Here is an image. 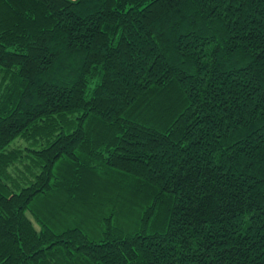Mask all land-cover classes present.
Returning <instances> with one entry per match:
<instances>
[{
  "label": "trees",
  "instance_id": "1",
  "mask_svg": "<svg viewBox=\"0 0 264 264\" xmlns=\"http://www.w3.org/2000/svg\"><path fill=\"white\" fill-rule=\"evenodd\" d=\"M0 264H264V0H0Z\"/></svg>",
  "mask_w": 264,
  "mask_h": 264
},
{
  "label": "rangeland",
  "instance_id": "2",
  "mask_svg": "<svg viewBox=\"0 0 264 264\" xmlns=\"http://www.w3.org/2000/svg\"><path fill=\"white\" fill-rule=\"evenodd\" d=\"M25 143H26V142H25L24 140H21V139H20L18 142L14 143L13 146H15V147H16V146H24Z\"/></svg>",
  "mask_w": 264,
  "mask_h": 264
}]
</instances>
